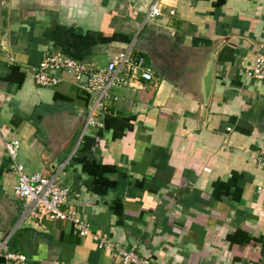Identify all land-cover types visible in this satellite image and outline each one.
Segmentation results:
<instances>
[{
  "label": "crops",
  "instance_id": "1",
  "mask_svg": "<svg viewBox=\"0 0 264 264\" xmlns=\"http://www.w3.org/2000/svg\"><path fill=\"white\" fill-rule=\"evenodd\" d=\"M153 2L0 0V241L27 264L114 260L72 224L27 214L10 140L28 174L59 175L94 233L152 264H264V84L244 75L264 56V0H167L148 20ZM129 49L154 80L111 90L96 127L83 89L33 81L52 55L102 69Z\"/></svg>",
  "mask_w": 264,
  "mask_h": 264
},
{
  "label": "built area",
  "instance_id": "2",
  "mask_svg": "<svg viewBox=\"0 0 264 264\" xmlns=\"http://www.w3.org/2000/svg\"><path fill=\"white\" fill-rule=\"evenodd\" d=\"M166 2L167 0H154L148 20L160 17L167 7ZM169 14L174 16L175 12L170 11ZM133 53L131 49L119 53L102 69L66 55H52L34 71L33 81L38 87L52 89L68 80L83 89L91 99L87 126L96 127L98 124L95 117L106 113L111 90L130 87L138 77L147 82L154 80V70L147 64L146 59L142 56L136 57ZM244 73L247 79L264 84V56H257ZM21 145L19 140L6 141L5 150L14 172L18 174L15 196L25 202L28 215L39 222L47 220L72 224L81 237H94L98 249L112 255L113 264H152L134 251H128L114 243L107 235L94 233L90 223L69 205L70 189L61 185L59 175L46 177L41 174H28L25 166L17 161ZM257 164L264 171V150L260 151ZM66 165L67 163L63 166ZM205 171L210 172L209 169ZM258 190L261 192L263 188L259 187ZM0 259L4 260L5 264H27L28 261L25 255L10 252L5 241H0Z\"/></svg>",
  "mask_w": 264,
  "mask_h": 264
},
{
  "label": "water",
  "instance_id": "3",
  "mask_svg": "<svg viewBox=\"0 0 264 264\" xmlns=\"http://www.w3.org/2000/svg\"><path fill=\"white\" fill-rule=\"evenodd\" d=\"M205 95L208 98L212 90V73H209L204 79Z\"/></svg>",
  "mask_w": 264,
  "mask_h": 264
},
{
  "label": "rangeland",
  "instance_id": "4",
  "mask_svg": "<svg viewBox=\"0 0 264 264\" xmlns=\"http://www.w3.org/2000/svg\"><path fill=\"white\" fill-rule=\"evenodd\" d=\"M160 39H162V38H160ZM163 39H164V38H163ZM163 39H162V41H163ZM169 49H170V52L168 51V53L171 54V57H169V58H171V59L173 58V60H174L176 57H175V54H174V56H173V54H172L173 49H172L171 47H170ZM169 54H168V55H169ZM23 152H24V148H23V143H22L21 148H20V150H19L18 160H17L18 163H20V164H23V163H22V153H23ZM24 166H25V165H24Z\"/></svg>",
  "mask_w": 264,
  "mask_h": 264
},
{
  "label": "trees",
  "instance_id": "5",
  "mask_svg": "<svg viewBox=\"0 0 264 264\" xmlns=\"http://www.w3.org/2000/svg\"><path fill=\"white\" fill-rule=\"evenodd\" d=\"M241 238H239L238 237V235L236 234V238H234L233 236H230L229 237V240L231 241V242H233V243H236V244H238V245H242V244H244V242L246 241L245 239L244 240H240ZM260 244H262V247H263V249H264V241H263V239H261L260 241Z\"/></svg>",
  "mask_w": 264,
  "mask_h": 264
}]
</instances>
